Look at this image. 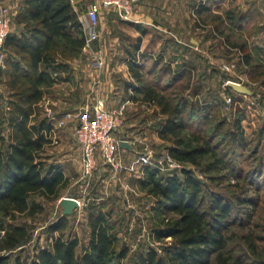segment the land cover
Returning <instances> with one entry per match:
<instances>
[{
	"label": "trees",
	"instance_id": "obj_1",
	"mask_svg": "<svg viewBox=\"0 0 264 264\" xmlns=\"http://www.w3.org/2000/svg\"><path fill=\"white\" fill-rule=\"evenodd\" d=\"M80 2L23 0V7L14 19L18 29L6 37L3 47L6 69L0 72L5 76L3 83L8 92L6 103L0 96V215L3 218L15 220L21 214L40 213L43 205L31 198L34 195L55 198L67 184L61 166L48 164L42 157L50 140L52 123L47 118L40 119L37 109L45 90L70 79L72 67L68 59L84 46L85 34L76 11ZM208 8L203 5L198 11L202 13ZM225 15L230 31L235 33L243 16L232 10ZM221 22L222 19L215 28L223 35ZM224 37L240 53L241 64L250 65L251 54L246 43H231L228 34ZM129 68L136 81L143 79L136 61ZM186 72L181 69L175 73L173 81ZM142 90L143 101L156 103L166 116L158 135L173 143L169 152L177 161L197 167L204 155L210 154L216 159L219 153L229 149L225 147L228 149L221 151L222 146H232L235 141L242 143L241 117L235 122V131L221 137L218 123L211 127L209 137L200 139L188 133L189 124L194 120L210 119L211 110L219 104L217 101H190L181 96L171 104L155 87ZM198 124L200 131V120ZM186 130L188 135L183 134ZM221 161L217 158V162ZM222 164L228 166L226 162ZM135 180L141 189H147L156 198L153 209L174 216L153 232L158 240L171 237V245L162 247L161 252L154 247L139 251L132 264H264L250 257L249 260L241 256L234 258L229 253L227 233L233 226H240L236 213L243 202L218 191L207 193L205 182L194 170L184 168L180 177L164 175L153 165ZM111 201L108 198L91 206L87 218L89 241L81 253L77 236L54 235L67 225V216L62 215L47 228L53 234V241L47 247L37 248L29 262L22 259L21 252L30 241L31 231L23 224H8L0 219V231H4L0 240V264H124L129 248L120 240L117 220L112 217L114 205L106 209Z\"/></svg>",
	"mask_w": 264,
	"mask_h": 264
},
{
	"label": "rangeland",
	"instance_id": "obj_2",
	"mask_svg": "<svg viewBox=\"0 0 264 264\" xmlns=\"http://www.w3.org/2000/svg\"><path fill=\"white\" fill-rule=\"evenodd\" d=\"M9 1L0 0V4L10 9L11 31H13L17 30L18 26L14 23L15 16L12 17V12L16 8L18 14L23 6L20 7L18 3L12 4ZM19 1L23 5V0ZM97 1L100 0H81L76 6L79 20L86 25L88 24L87 10L91 3ZM225 1L231 2L232 0ZM262 3L264 5V1ZM106 15H101L104 19H100L97 26L101 32L99 39L93 43L90 49L82 48L79 53L68 59V63L72 67L70 78L75 77V67H77L78 77L82 79L80 82L84 102L80 113L78 115L68 113L65 115V119L57 123L56 119L51 120L49 116L50 112L52 115L56 112L52 100L47 98L38 103V117L50 120L52 123L51 132L55 131L52 133L56 137L45 145L42 157L48 164H59L68 180L55 198L48 199L41 195H34L31 198L32 201L43 205V210L40 213L33 216L21 214L15 220L3 218L0 215V219H3L4 222L23 224L31 231L30 241L25 244V248L21 252L22 259L29 262L37 248L47 247L53 241V234L49 233L47 228L63 215V208L59 201L66 196L79 198L82 205L78 206L71 214L66 215V227L55 232L54 235L58 236L64 233L66 237L77 236L80 241L79 253L83 251L89 241L87 218L91 206L108 198L112 199V203H108L106 209L114 205L112 217L117 220L116 227L119 229L120 240L129 248L124 264H132L135 254L145 251L148 247H154L158 252H161L162 247L171 245L173 242L171 237L158 240L153 237V232L156 227H163L167 219L173 217L174 214H162L153 209L156 198L148 194L147 189H141L135 180L143 177L144 172L137 178V174L127 169L132 162L125 158L119 138V135L122 134L117 133L119 130L132 131L145 127L149 136L153 132L158 134L166 116L161 113V108L156 103L143 101L144 91L142 90L147 87H155L160 95L169 99L171 104L176 103L181 96L190 101L198 99L200 102L207 100L219 103L211 110L209 120L203 117L199 118L200 131L198 130L199 120H194L189 124V132L186 130L183 134L188 132L200 139L209 137V132L212 131L211 127L218 123L219 137H221L227 132H234L236 120L239 117L242 118L240 122L243 141L240 145L235 141L232 146L230 144L222 146L221 151L229 149L222 154L219 153L216 159L210 154L204 155L201 158L200 166L197 167L180 162L182 168L175 171L176 173L173 175L182 177L184 168L192 169L205 182L207 193L218 191L236 202H243L239 211H236V215L240 219L237 224L240 226H233L227 233L230 236L227 249L234 258L241 256L244 260H246L245 257L248 260L250 257V259L264 261V37L252 39L259 24L254 27L248 23L244 33L241 34L230 31L229 26L224 22L219 24L220 29L231 38V43H246L247 51L251 54L250 65L241 64L240 53L227 44L225 34L223 36L214 31L212 25L219 23L220 19L217 18L218 14L211 13L208 20L206 19L208 26H206L205 32L198 30L194 34V39L198 43L202 41V45L200 50H194V56L189 54L190 60H192V56L194 57V64H190L191 70L188 71L189 74L186 77L173 81V70L165 68V64H162L164 56L157 52L151 56L153 58L143 72V79L136 81L131 78L128 68L123 63V56L119 53L123 47L122 42L121 44L115 42L104 31L103 24L108 23L106 27L111 25L108 22L110 18ZM122 27L120 25L117 30L122 32ZM200 27L202 28V26ZM254 45L263 48H259L256 51L259 53H256ZM5 58L6 53L3 49L4 64ZM97 59L103 60L101 67L94 65V61ZM183 65L179 64L176 71H181ZM224 66H228V68ZM4 69H6V64L5 67L0 64V72ZM229 80L248 86L252 93L244 95L232 88L227 89L226 85ZM4 81L5 76L0 74V96L3 97V103H6L8 92ZM97 99H103L106 107L110 110L122 111L120 115L122 124L114 133V138L117 140L116 155L122 160L125 168L115 171L104 162L98 153V164L92 175L84 177L81 148L79 143L77 144L79 142L77 136L75 139L72 131L74 130L76 135V129L80 124L84 109L87 106L92 108ZM120 104L121 106H119ZM75 122L77 123L73 124ZM133 124L135 125L131 126ZM63 127L69 128L71 134L69 138L65 139L64 144H61L59 131ZM5 131L7 133V129ZM152 139L151 143L156 146L157 151L152 145L151 147L158 155L170 153L169 147L172 146V142L160 136L158 140ZM140 150L138 149V152ZM217 158L221 159L223 163L226 162L228 166L223 167L222 161L217 162ZM160 172L164 175L171 174L170 171L162 169ZM97 194L104 198L98 200ZM93 198L96 199L92 200ZM3 234L4 231H0V240Z\"/></svg>",
	"mask_w": 264,
	"mask_h": 264
},
{
	"label": "crops",
	"instance_id": "obj_3",
	"mask_svg": "<svg viewBox=\"0 0 264 264\" xmlns=\"http://www.w3.org/2000/svg\"><path fill=\"white\" fill-rule=\"evenodd\" d=\"M16 1L17 0H10L9 2L12 4L18 3L21 7V1ZM263 1L232 0L231 2H226L225 0H140L135 7L132 21L121 20L116 12L107 11L104 14H107L106 16L110 18L108 22H110L111 25L106 27L108 23H106V25L103 24V28L115 42H120V44L122 42L123 47L119 53L123 56V63L128 68L132 79L135 78L130 72V64L136 61L139 65L140 72L144 76L143 72L146 69L147 64L153 58L151 56L155 55L157 52L164 56L162 64H165V68H168L169 70L172 69L175 74L180 72V70L176 71V69L179 68V64H184L182 69L186 71L191 70L190 64H194V50H200V46L202 45V41L201 43L199 42V44L198 41L194 39V34L198 30L205 32L204 30L206 26H208L206 24V19L208 20V16L211 13L218 14L217 18L220 19L218 20L219 22L222 19V22L228 24V20L225 17L226 12L228 10L235 11L243 16L241 25L236 28L235 33H244L248 23L252 24L254 27L259 24V28L255 29L256 32L252 36V39L259 37L263 38L264 8L260 7H264L262 3ZM203 5H207L209 8L208 10L199 13L198 10L202 8ZM17 11L18 10L15 8L12 12V17L16 16ZM102 18L103 17L100 16V19ZM120 25L123 26L122 32L117 30V27H120ZM200 26H202V28ZM212 26L214 31L217 32L215 25ZM257 46L258 45H254L253 48H256ZM257 48L263 47L259 46ZM189 54H193L192 60L189 59ZM184 57L186 59H183ZM75 68V77L70 78L68 81L55 83L52 87L45 90L42 97V100L47 98L48 100H52L56 111L53 115L56 118L57 123L62 119H65V115L68 113L78 115L83 108L84 94L82 93L80 82L82 79L78 77L77 67ZM188 74L189 72H186L181 78L186 77ZM119 106H121V104ZM76 123L77 122L73 124ZM134 125L135 124L131 126ZM58 130L60 129L58 128ZM52 132L49 136L50 140L56 139ZM117 133L122 134L119 135L121 142L126 141L129 144L121 145L122 152L129 162H133L137 158L138 149H141L138 140H147L157 151L156 146L151 142H153L152 138L158 140L159 136L156 132H153L151 136H149L145 127L143 129H133L132 131L119 130ZM70 134L69 128L63 127L59 131L61 144H64L66 141L65 139L69 138ZM72 135L76 139L74 130L72 131ZM139 177L140 176L137 178ZM103 198L104 197L100 195L97 197L98 200ZM94 199L96 198H93L92 200Z\"/></svg>",
	"mask_w": 264,
	"mask_h": 264
},
{
	"label": "built area",
	"instance_id": "obj_4",
	"mask_svg": "<svg viewBox=\"0 0 264 264\" xmlns=\"http://www.w3.org/2000/svg\"><path fill=\"white\" fill-rule=\"evenodd\" d=\"M74 1V0H72ZM140 0H100L90 4L87 10L88 24L82 23V28L85 34L84 50L91 48L96 42L101 32L97 28L100 22V16L107 11H114L118 17L124 21H132L134 10ZM10 9L0 4V64L5 67L3 62V47L6 37L11 31V18L9 15ZM94 65L101 67L102 59L94 61ZM228 68V66H224ZM236 82V81H235ZM231 101V99H229ZM121 112L119 110H110L106 107L103 99H97L96 103L91 107L87 106L80 120V124L76 129V136L81 148V162L84 177L91 176L97 166V155L100 153L104 162L120 171L124 169L122 160L116 155L117 140L114 138V133L121 126ZM50 112L49 116L52 120L56 118ZM60 123V122H59ZM62 123L60 124V126ZM141 150L138 152L137 158L131 163L127 169L130 172L141 176L144 169L157 165L162 170L170 171L175 174L182 168V165L170 153L159 154L151 147L145 139L138 140ZM120 143V142H119ZM74 198V197H73ZM78 206L82 205L79 198H75Z\"/></svg>",
	"mask_w": 264,
	"mask_h": 264
},
{
	"label": "water",
	"instance_id": "obj_5",
	"mask_svg": "<svg viewBox=\"0 0 264 264\" xmlns=\"http://www.w3.org/2000/svg\"><path fill=\"white\" fill-rule=\"evenodd\" d=\"M227 85L240 94L249 95L252 93L251 89L248 86L239 82L229 80L227 82ZM121 145H129V144L126 141H122ZM59 204L63 208V215L71 214L78 207L77 200L70 196L62 197L61 200L59 201Z\"/></svg>",
	"mask_w": 264,
	"mask_h": 264
}]
</instances>
